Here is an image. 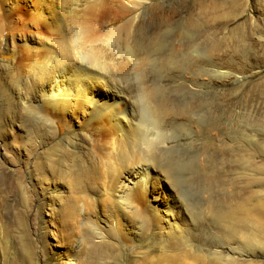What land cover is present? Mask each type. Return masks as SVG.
<instances>
[{
    "label": "rangeland",
    "instance_id": "obj_1",
    "mask_svg": "<svg viewBox=\"0 0 264 264\" xmlns=\"http://www.w3.org/2000/svg\"><path fill=\"white\" fill-rule=\"evenodd\" d=\"M59 4L68 28L102 24L96 39L120 38L118 48L97 44L115 57L112 76L137 115L138 96H154L168 137L157 153L163 180L195 239L152 227L128 240L102 222L100 246L88 228L80 232L86 264H264V0ZM25 83L0 58V264H64L57 223L87 204L97 139L80 118L60 123L33 102L19 107L18 96L31 100Z\"/></svg>",
    "mask_w": 264,
    "mask_h": 264
},
{
    "label": "bare ground",
    "instance_id": "obj_2",
    "mask_svg": "<svg viewBox=\"0 0 264 264\" xmlns=\"http://www.w3.org/2000/svg\"><path fill=\"white\" fill-rule=\"evenodd\" d=\"M62 9L59 0H0V58L10 61L32 88L31 100L18 96L19 107L33 102L60 123L80 118L97 139L99 160L89 170L93 176L85 189L87 204L78 213L64 211L57 223L64 264H86L80 232L88 228L100 246L106 237L102 222L128 240L136 241L154 227L166 239L191 242L192 226L184 207L168 194L163 180L167 165L157 159L168 139L159 105L145 90L138 96L137 115L129 94L112 76L115 57L101 54L97 44L118 48L120 38L112 34L96 39L102 24L96 30L83 23L68 28ZM128 45L122 44L126 55L136 56L134 45ZM104 90L107 102L99 101ZM10 118L13 123L14 116Z\"/></svg>",
    "mask_w": 264,
    "mask_h": 264
}]
</instances>
